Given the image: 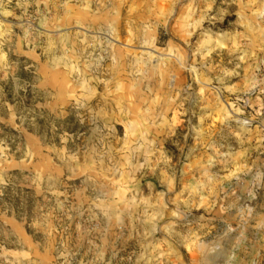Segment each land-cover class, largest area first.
I'll use <instances>...</instances> for the list:
<instances>
[{
    "label": "rangeland",
    "instance_id": "1",
    "mask_svg": "<svg viewBox=\"0 0 264 264\" xmlns=\"http://www.w3.org/2000/svg\"><path fill=\"white\" fill-rule=\"evenodd\" d=\"M0 264H264V0H0Z\"/></svg>",
    "mask_w": 264,
    "mask_h": 264
},
{
    "label": "trees",
    "instance_id": "2",
    "mask_svg": "<svg viewBox=\"0 0 264 264\" xmlns=\"http://www.w3.org/2000/svg\"><path fill=\"white\" fill-rule=\"evenodd\" d=\"M226 22V21H225Z\"/></svg>",
    "mask_w": 264,
    "mask_h": 264
}]
</instances>
